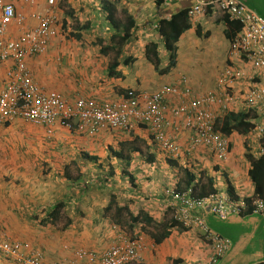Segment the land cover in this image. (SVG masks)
I'll use <instances>...</instances> for the list:
<instances>
[{"label":"crops","instance_id":"1","mask_svg":"<svg viewBox=\"0 0 264 264\" xmlns=\"http://www.w3.org/2000/svg\"><path fill=\"white\" fill-rule=\"evenodd\" d=\"M4 1L23 17L21 24L13 21L9 25V39L36 27L37 16L47 15L52 10L57 18V34L50 40L46 53L26 60L37 84L44 91L59 93L68 102L83 97L88 102L101 103L121 96L126 89L154 93L165 85L157 81L156 76L160 75L158 68L147 59L145 45L151 42L148 41L149 33L157 34L155 27L160 19H168L195 0L169 3L164 0H63L52 9L47 7L45 0ZM242 1L264 19V10H259L260 6L264 8L262 0H254L255 3ZM111 4L114 5L115 24L109 18ZM125 12L134 18L135 26L131 29L130 38L120 44L118 40L123 34ZM190 23L191 27L175 44L179 57L181 53L185 62L184 71L170 75L171 80L166 84L181 86L180 81L184 77L194 94H202L216 90L219 75L226 67L240 65L249 72L245 57L231 51L232 38L229 37L232 31L229 29L232 27L221 16L208 13ZM101 45L109 46L103 54ZM158 53L161 58L162 52L158 50ZM179 57L177 54V63L174 59L175 67ZM11 66V61H0V92L9 81L7 73ZM242 104L241 100L236 102L228 114L233 118L245 114ZM176 122L177 119L168 117L167 133L184 145L188 136L183 129H175ZM149 134L148 130L136 129L132 133L102 132L89 136L56 125L53 133L47 135L43 127L20 120L0 126V236L7 235L24 242L27 252L41 250L47 263L71 264L74 252L102 248L108 240L103 241V237L111 235L110 231L105 233L103 223L99 225L92 220L93 215L89 211L105 207L111 195H116L118 204L128 207L133 215L145 212L161 221L170 217L163 189L177 186V170L152 144ZM230 140L227 161H216L204 149H199L188 159L182 156L178 165L193 164L201 171L205 170L202 174L209 179L214 178V186L218 174H223L219 175L222 180L216 181L219 184L215 186L216 192L227 194L229 188L234 196L249 198L254 186L248 176L250 165L244 143L251 140L245 141L244 136L236 132L230 135ZM38 153H41L40 158L49 161L47 174H56L66 182L74 180L77 183L71 185L74 186L71 196L68 189L61 190V197L78 201L71 207L66 206L61 214L66 219L60 217L56 223V226L59 222L67 223L65 230H56L53 224L44 230H36L26 220V217H45L50 204H54V198L47 197L45 185L37 183L36 188L34 182L38 178L30 179L27 175H39L45 171L41 168L38 173V168L23 160L25 155L36 156ZM19 158L24 162L18 164ZM72 174L76 175L75 179L68 180L66 175ZM19 178L22 180L18 181ZM79 181H84L86 186ZM112 181L117 191H114ZM50 197L56 198V195L50 193ZM73 208H82L87 216L81 217ZM207 223L210 229L231 243L219 264H255L264 260V214L230 216L226 221L208 218ZM175 235L176 238L181 237V247L172 249L175 255L181 252L185 261L191 258L197 264L207 262L211 243H204L201 234L192 230L182 234L173 231L161 244L174 241ZM96 251L100 252V249ZM7 262L13 264L12 261Z\"/></svg>","mask_w":264,"mask_h":264},{"label":"built area","instance_id":"2","mask_svg":"<svg viewBox=\"0 0 264 264\" xmlns=\"http://www.w3.org/2000/svg\"><path fill=\"white\" fill-rule=\"evenodd\" d=\"M44 2L52 9L63 0ZM51 11L37 16L38 24L32 30L9 39V25L13 21L21 24L23 17L14 12L11 4L0 0V61L12 63L7 73L9 81L0 92V126L22 120L44 127L49 135L56 125L95 135L102 131L129 132L138 125H145L154 133L158 147L172 159L205 149L216 160L224 161L229 155L230 141L217 130L216 124L241 100L247 111V122L253 126L248 138L257 144L258 156H264V20L241 0H195L187 12L190 20L212 13L238 22L240 29L230 41V48L233 54L245 57L244 62L250 66L248 73L240 65L229 66L220 73L215 91L194 94L182 77L181 86L164 85L154 93L129 91L124 97L101 105L83 99L68 103L57 92L44 91L30 73L27 58L46 53L50 40L57 34V18ZM168 116L177 119L176 130L181 128L186 132V144L177 143L167 134ZM167 193L171 202L178 205V217L186 224L199 226L211 242L212 255L208 264H218L230 244L208 230L201 216L195 213V205H204L207 213L226 220L243 213L247 209L245 202L221 194L197 200L192 197V187L182 192L171 189ZM252 212L264 214V200L257 199ZM121 241L101 256L79 250L71 264L138 262L141 243L124 236ZM0 257L13 259L15 264H50L45 262L40 251L27 252L20 242L7 236H0ZM258 264H264V261Z\"/></svg>","mask_w":264,"mask_h":264},{"label":"trees","instance_id":"3","mask_svg":"<svg viewBox=\"0 0 264 264\" xmlns=\"http://www.w3.org/2000/svg\"><path fill=\"white\" fill-rule=\"evenodd\" d=\"M157 2L160 0H156ZM166 1V0H165ZM177 1H182V0H176ZM161 2V1H160ZM111 7L109 8V18L110 21H112L114 24L117 22L114 19V5L111 4ZM191 6V5H190ZM189 8L186 7L185 9H182L178 13L169 16L168 19H160L157 24V29L156 33L158 34V40L157 42L163 47L165 51H167L170 55L169 57V62L166 67L164 68H159L160 65V56L158 53V46L155 42L147 43L145 45V50H146V55L147 59L155 66V68H158V73L160 75L165 74L173 65H174V50H175V44L179 40L180 36L182 35L183 32H185L187 29L191 27L190 19L188 18V12L187 9ZM124 12V10H123ZM125 23L123 24V34L119 37L118 42L121 44L128 40L131 36V29L134 28L135 26V20L133 17L128 15L125 12ZM224 22L227 23V25H230L232 28L229 29L231 32V37L235 35L237 31L240 29V25L236 21H230L227 17H224ZM75 36V35H74ZM101 53H105L106 50L109 49V46L107 45H101ZM32 57V56H31ZM117 66V65H116ZM114 67V66H113ZM256 81V79H254ZM246 110V109H245ZM247 112V111H246ZM244 112L245 114H241V116H238V118H233V115H227L224 117L220 122H218L217 127L220 128V130L225 133L226 135H231L234 131L239 133V134H246L247 131H249L252 128V125L247 122L248 115L247 113ZM21 121V120H20ZM234 122V123H232ZM11 122L5 123L4 125H7ZM3 125V126H4ZM41 127V126H40ZM55 128V126H54ZM47 134V133H46ZM87 135L86 133H82ZM96 135V134H95ZM89 135V136H95ZM245 146L248 148L246 158L249 162L250 168L248 171V176L251 179L253 186H254V192H253V197L248 198V201H251L253 198H260L264 200V156H259L257 158H254L252 154L250 153V146L248 143L245 144ZM118 156V155H117ZM171 164L176 168L177 170V176H178V182L177 186L174 185L173 190L175 191H185L187 187H190L193 184L194 181V175L188 169L187 167H184L183 165H178V161L175 160H170ZM149 163L152 162V160L148 161ZM44 169V168H43ZM48 170L45 169L44 172H47ZM66 178L68 180H72V177L69 175H66ZM75 179V178H74ZM202 179H204V182L199 184V187L196 185L195 187L192 186L193 191L196 195H193L194 199L201 200L205 197H209L211 195H216L218 192H216L215 186L213 184V180L209 179L207 177H204L202 175ZM33 184V183H32ZM229 191V197L234 200L237 199L234 197L233 192L231 189L228 188ZM111 199H109L108 204L105 207H99L97 210L94 211V209H89L91 211V215H93L91 218L92 220L97 223V224H105L106 219H105V214L109 213V216L107 217H114L113 220L117 224H125L126 221L123 218H128L129 222V229L133 228V226L139 225L140 223H143V228H146L147 226L153 225L157 230L154 232L150 233L151 239L153 243L157 246L160 245L165 239H167L173 229H181L185 230L186 229L182 226V222L178 221L176 218H170L169 221H161L160 223L156 224L154 222V219L149 217L145 212H139L137 215H133L128 207L126 206H121L119 205V201L117 203L115 197L113 195L110 196ZM118 200V199H117ZM73 201V202H72ZM77 200L71 198L67 199H61L60 201H55L54 204H50L48 207L47 213L45 217H42L40 219V223L42 226L53 224L56 226L57 221L61 217L62 212L64 211V208L66 206H70L71 204H74ZM78 202V201H77ZM204 205H195V211L201 215H203V219L207 222L208 218H214L218 221H221L220 218H218L216 215L213 213H209L207 215V211L204 210L203 208ZM98 207V205H97ZM174 208H178L177 204H173ZM96 208V207H95ZM81 217H86V212L83 211L82 208L76 209ZM113 211V212H112ZM112 213L113 216L110 214ZM246 215H252L251 210H248ZM65 223L62 228H57L56 230H65ZM118 226V225H117ZM212 229V228H211ZM213 230V229H212ZM214 231V230H213ZM218 235V233H216ZM220 238L224 239L223 237L220 236ZM92 252L94 250H91ZM228 251V250H227ZM226 251V252H227ZM225 252V254H226ZM94 253V252H93ZM97 254V253H96ZM103 253L99 254V256L103 255ZM221 257L219 261L222 259ZM182 260L181 259H172L168 262V264H181ZM260 263V262H259ZM119 264H134L132 261H123L120 262ZM258 264V263H255Z\"/></svg>","mask_w":264,"mask_h":264},{"label":"rangeland","instance_id":"4","mask_svg":"<svg viewBox=\"0 0 264 264\" xmlns=\"http://www.w3.org/2000/svg\"><path fill=\"white\" fill-rule=\"evenodd\" d=\"M249 1H251V3H255L254 0H249ZM262 1L264 2V0H262ZM262 8L263 7L260 6V9L259 10H264V8L263 9ZM249 10H250V8H249ZM149 34H150V40L148 39V41H151V42L152 41H155V43L157 44V46L159 48V51L162 52L161 53V59H160V67L161 68H164L168 64L169 55L170 54L167 51H165L163 49V47L157 42V39L156 38H159L157 34H154V33L151 34V32ZM177 54H178V57H179V53H178L177 47H176L175 50H174V57H175L176 63H177ZM184 65H185V62H184V60H183V58L181 56V53H180L179 63L177 65V67H175V65H173L165 74H162V75H159V76L157 75L156 76L157 81L159 83H161V85L166 84V83H169L170 80H171V76L170 75L176 74V73H183L184 67H185ZM40 157H41V153H38L36 156L34 154H32V155H25L23 160L27 164L32 165V167H35V169L38 168L39 169L38 170V173H39V171H40L41 168L42 169L43 168L46 169V168H48V165H49V161L48 160L46 161L44 158H40ZM18 161L20 162L18 164H21V163L24 162V161H22L21 158H19ZM27 175H28V177L30 179H33L34 177H37L38 180L34 182L35 187L37 188V186H36L37 183L38 184H44L45 185V189L47 188V197H49V199L50 198H54L53 199L54 202L55 201H60V199H64V197H61L63 195V192H61V190L64 189V188L68 189V191L70 193L68 195L71 196V194H72V192H70L72 190L71 188L74 189V186L77 184L76 181H74V180L71 181V182H69V181L66 182L64 179H61L60 177H58V175H56V174H54V175L47 174L46 172H44V170H42L39 175L38 174H35V173L34 174H27ZM69 176L74 177V178L76 177L75 174H72V175H69ZM20 180H22V179L19 178L18 181H20ZM219 180H222V177H220L218 175V181L217 180L216 181L219 182ZM216 181H215V183H216ZM79 182H78L79 185L83 184L84 186H86L84 181L80 182L81 184ZM112 183H113V181H112ZM29 184H30V182H29ZM68 184H70V186L67 187ZM71 185H74V186H71ZM217 186H219V184ZM115 187L116 186L114 184V189H116L114 191H117V188H115ZM50 193L55 194L56 195V198L55 197H50ZM113 196L115 197V199H116V201L118 203V200H117L116 195H113ZM108 198H109V196H108ZM32 199H34V198H32ZM109 199H111V198H109ZM73 209L76 210V208H73ZM78 210H79V208H78ZM110 214L113 216L112 213H110ZM105 216H106L105 217L106 223L103 224V226H102L103 229H104V231H105V233H106V231H109V229L111 228L112 225H118L119 227H121V229H123L124 231H126L128 233V236H130V237H135V238L137 237V238H139V236H141L142 242H143L144 248H145L144 252H146V253H144V255L142 253V257H143L142 259L143 260L139 264H155V263L156 264H168V262L170 260H172V259H178V258L182 260V263L181 264H197V261L196 260L191 261L192 260L191 258H188V260L185 261L186 258H184V256L181 255L183 253L179 252L180 254L175 255L174 250H172L173 248H176L177 249V247H181V243H180L181 237L176 238L177 235H175L172 238V239L175 238L174 241H167V243H163V244H161L160 246L157 247L156 245L153 244L152 239H151L149 233L143 231V235H140L139 231H142V230L138 229V227H135L133 229H129V221H128V218H123V220L125 219V221H126L125 224H122V223L121 224H117L113 220L114 217H107V216H109V213L108 214H105ZM61 217H63V218L66 219V216H64V215H62ZM39 218H42V217H26V220L27 221H30L32 227L33 228H36V230L37 229L44 230L47 227H46V225L42 226V224L39 222L40 221ZM73 219H75V218H73ZM159 219L160 218H158L157 220H159ZM169 219H170V217H166L165 218L166 221H169ZM159 221H161V220H159ZM155 223L157 224V221H155ZM59 225H60V227H58V228H62V226L64 225V222H62V223L59 222V224H57V226H59ZM58 228L55 227V229H58ZM150 231H151V229H150ZM110 233H111V235L108 238H107V236H106V238L103 237V241H105L106 239H108V240L105 241L106 243H105V245L102 248L101 247L100 248H92V250L100 249V251H103L104 249L108 248L110 245L115 244L116 243V239L115 238H112L111 237V236H113L112 235V232H110ZM178 233L179 234H182V232L179 231V230H178ZM155 259H156V261L154 263V260ZM0 263H7L8 264V262L6 260H3V258H1V257H0Z\"/></svg>","mask_w":264,"mask_h":264},{"label":"clouds","instance_id":"5","mask_svg":"<svg viewBox=\"0 0 264 264\" xmlns=\"http://www.w3.org/2000/svg\"><path fill=\"white\" fill-rule=\"evenodd\" d=\"M242 1V0H241ZM164 2H166V1H164ZM243 2V1H242ZM169 3V2H168ZM244 3V2H243ZM245 4V3H244ZM251 11V10H250ZM207 15V14H206ZM217 15V14H216ZM220 16V15H219ZM260 17V16H259ZM221 18H223L224 19V17H222L221 16ZM264 20V19H263ZM191 21V20H190ZM156 29H157V26L155 27V31H156ZM236 34V33H235ZM233 38V37H232ZM148 43H151V42H148ZM160 55V54H159ZM170 57V56H169ZM169 62V61H168ZM165 85H169V84H165ZM164 86V85H163ZM129 91H134V92H141V91H138V90H135V89H126V92L124 93V94H122L121 96H119V97H117V98H114V99H110V100H106V101H103V102H101V103H94V102H88L87 100H85L83 97H79V98H77L76 100H78V99H83L84 101H86L87 103H93V104H96V105H101V104H104V103H108V102H111V101H114V100H118V99H120L121 97H124ZM59 94V93H58ZM62 97V96H61ZM63 98V97H62ZM64 99V98H63ZM66 102H68L66 99H64ZM76 100H74L73 102H68V103H74ZM227 115H229V114H227ZM227 115H225L224 117H226ZM169 117V116H168ZM167 117V118H168ZM224 117H222L221 119H219L218 120V122H220ZM22 121V120H21ZM24 122V121H23ZM218 122H217V124H216V128H217V130H219L221 133H223L221 130H220V128H218L217 127V125H218ZM27 123V122H26ZM252 125V124H251ZM38 126V125H37ZM253 127V126H252ZM44 128V127H43ZM62 128V127H61ZM45 129V128H44ZM63 129H65V128H63ZM136 129H144V130H148V132L151 134V142H152V144L153 145H155V147L157 148V149H159L164 155H165V157L168 159V160H175V161H178V162H181L182 160H181V157L182 156H185L186 158L185 159H188L187 157H189L190 158V155L189 156H187L186 154H184V155H182L179 159H172V158H170L169 156H167L159 147H158V145L156 144V141L154 140V133L149 129V127H147V126H145V125H138V126H136L135 127V129L133 128V130L135 131ZM66 130H68V129H66ZM133 130H131V131H129V132H127V131H102V132H104V133H112V132H123V133H132L133 132ZM251 130V129H250ZM249 130V131H250ZM45 131H46V129H45ZM53 131H54V129H53ZM68 131H73V132H76V133H79V132H77V131H75V130H68ZM249 131H247L246 132V134L244 135V134H241L242 136H244V138H245V141H247L248 139H249V141L251 140V142H249L248 143V145L250 146V153L252 154V156L254 157V158H257V157H259L258 156V151H257V144H255V142L252 140V139H250V138H248V133H249ZM102 132H100V133H102ZM168 132V131H167ZM235 132V131H234ZM46 133H47V131H46ZM53 133V132H52ZM237 133V132H236ZM80 134H82V133H80ZM99 134V133H98ZM149 134V135H150ZM168 134V133H167ZM224 135H226L225 133H223ZM47 135H49L48 133H47ZM51 135V134H50ZM88 135V134H87ZM97 135V134H96ZM227 137H228V139H229V155H228V157H227V159L226 160H224V161H227L228 160V158H229V156H230V146H231V140H230V136L229 135H226ZM178 143V142H177ZM244 145H245V143H244ZM247 148V147H246ZM199 149H197L196 151H198ZM205 150V149H204ZM195 151V152H196ZM206 151V150H205ZM247 151H248V148H247ZM207 152V151H206ZM208 153V152H207ZM194 154V153H193ZM192 154V155H193ZM208 154H210V153H208ZM247 154V153H246ZM246 154H245V156H246ZM211 155V154H210ZM211 157H213L212 155H211ZM214 158V157H213ZM215 159V158H214ZM216 160V159H215ZM216 161H219V160H216ZM224 161H219V162H224ZM184 167H187L188 169H190V171L192 172V174L194 175V180L196 179V178H198L197 179V183H196V185L199 187V184L203 181L204 182V180L202 179V173H203V171H205V170H203V171H201V169L199 168V167H196L195 165H190V164H185V166ZM218 175H223V174H218ZM204 177H207L208 178V176H205L204 175ZM213 178V177H212ZM212 180H214V178L212 179ZM215 182V181H214ZM193 183H194V181H193ZM216 184V183H215ZM196 185H191L190 187H195ZM190 187H187L186 189H185V191L187 190V189H189ZM174 188V185L173 186H170V187H166L165 189H163V194H164V196L166 197V199H167V207H168V209H169V216H170V218L172 217V218H176L179 222L181 221L182 222V226L186 229V231L185 230H181V229H173L172 230V232L173 231H177L178 232V230L179 231H181V232H188V231H190V230H192V231H195V232H198L199 233V235H200V237H201V240L202 241H204V243H211L209 240H208V238H207V236L205 235V233L202 231V229L199 227V226H197V225H194V224H186V222H184L183 220H181L180 219V217H178V215H177V208H174L173 207V203L171 202V199H170V197H169V194L167 193L169 190H171V189H173ZM192 191H193V188H192ZM218 194H220V193H218ZM193 195H196L195 193H194V191H193ZM221 195H228V196H230L229 195V193H227V194H221ZM234 197H236V196H234ZM253 197V194H252V196L251 197H249V198H252ZM237 199H235V200H242V201H244L245 202V204L247 205V209H245L244 211H243V213H241L240 215H234V216H237V217H241V216H244V215H246L247 214V212H248V210H251V212H252V206H253V203L257 200V199H260V198H253L251 201H248L247 199L248 198H238V197H236ZM195 213H197V212H195ZM198 215H200L201 216V218H202V221L204 222V224L206 225V227L208 228V230H210V231H212L213 233H215L212 229H210V227L208 226V223L203 219V215H201V214H199V213H197ZM209 213H207V215H208ZM253 214H255V213H253L252 212V215ZM259 215H262V214H259ZM152 218V217H151ZM166 218V217H165ZM165 218H164V220H165ZM155 221H157V220H155L154 219V222ZM166 221V220H165ZM221 221H226V220H221ZM130 222V221H129ZM161 221H157V224L158 223H160ZM135 227H138V229H140V230H142V231H139V233H140V235H143V231H145V232H147V233H152V232H154L155 230H157L153 225H151V226H147L146 228H143V223L141 224H139V225H136V226H133V228H135ZM133 228H130V229H133ZM150 229H151V231H150ZM109 231L110 232H112V234H114V235H116V243L115 244H113V245H110L108 248H106V249H104L103 251H100V252H97V251H93L94 253H97V254H101V253H103V252H105V251H107L108 249H110L112 246H114V245H119L122 241H121V239H122V236H124V237H128V238H130V239H132V240H138L140 243H141V245H142V249H141V256H140V260L138 261V262H136V263H134V264H139L140 262H142V253L144 252V250H145V248H144V244H143V242H142V238H141V236H139V238H135V237H130V236H128V233L126 232V231H124L123 229H121V227H119V226H117V225H112L111 226V228L109 229ZM172 234V233H171ZM216 234V233H215ZM217 235V234H216ZM4 236H7V235H4ZM171 236V235H170ZM169 236V237H170ZM219 237H220V235H218ZM7 237H9V236H7ZM151 237V236H150ZM168 237V238H169ZM167 238V239H168ZM12 239H14V240H16V241H18V242H20L24 247L26 246L25 245V243L24 242H22V241H19L18 239H16V238H12ZM166 240V239H165ZM224 240H226V239H224ZM228 241V240H227ZM153 242V241H152ZM229 242V241H228ZM154 244V243H153ZM229 244L231 245V243L229 242ZM155 245V244H154ZM229 248H230V246H229ZM33 250H37V249H33ZM32 250V251H33ZM79 250H82V251H91V249H79ZM78 250V251H79ZM38 251H40L41 253H42V251L41 250H39L38 249ZM77 252V251H76ZM76 252H74V254H73V258H74V255H75V253ZM43 254V253H42ZM211 255H212V248H211V254L209 255V257H208V260H207V262L205 263V264H208L209 263V261H210V258H211ZM224 256V255H223ZM222 256V257H223ZM43 257H44V255H43ZM1 258H3V260H6V261H12L13 262V264H15V262L13 261V259H10V258H4V257H1ZM264 261V260H263ZM220 263V261H218V264Z\"/></svg>","mask_w":264,"mask_h":264}]
</instances>
